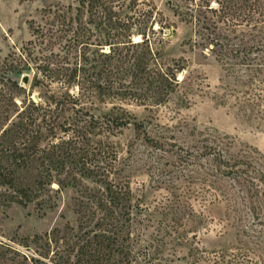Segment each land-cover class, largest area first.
I'll return each instance as SVG.
<instances>
[{
  "label": "rangeland",
  "instance_id": "1",
  "mask_svg": "<svg viewBox=\"0 0 264 264\" xmlns=\"http://www.w3.org/2000/svg\"><path fill=\"white\" fill-rule=\"evenodd\" d=\"M152 1L168 34L158 44L163 59L184 58L187 68L179 78L185 81L161 104L119 97L83 100L84 109L76 114L70 110L69 114L78 119L93 115L97 122L89 129L82 156L89 161L102 158L106 164L115 163L132 188L135 206L130 242L134 264H209L216 252L230 250L239 243L260 245L264 254V198L260 197L259 202L252 189L248 194L245 186L235 181L234 173L221 175L218 184L208 153H198L200 160L191 161L197 147H216L226 158L242 161V169L253 170V187H258L257 193L264 191V84L251 80L249 68L227 69L207 48L194 46V31L174 15L166 0ZM67 2L0 0V61L10 54L20 58L21 50L37 41L34 27L43 21L48 8ZM154 28H160L158 21ZM84 38L89 48H96L102 36L99 31H87ZM133 40L142 37L134 35ZM59 44L67 50V41ZM103 48L109 50L108 45ZM36 74L35 64L29 70L11 73L27 86L26 94L31 92L36 101H55L50 97L63 99L66 91L78 92L77 86H67L63 77H46L41 72L40 85L33 88ZM10 97V92H3L0 126L13 108ZM16 101L21 103L18 97ZM70 103L67 99L68 108L72 107ZM122 109L128 114L124 120L105 118L111 111L120 116ZM57 127L43 133V147L48 138L52 143L68 138ZM87 183L94 185L90 179ZM52 187V196L43 205L0 204V264H32L22 255L51 264L40 256L48 253L46 237L55 229L68 232L78 227V190L74 186L58 189L57 183ZM251 204L259 208L254 211ZM37 238L38 246L33 243ZM26 244L32 250H27ZM57 247V261L63 263L66 248L60 244ZM55 252L52 248L49 258Z\"/></svg>",
  "mask_w": 264,
  "mask_h": 264
},
{
  "label": "trees",
  "instance_id": "2",
  "mask_svg": "<svg viewBox=\"0 0 264 264\" xmlns=\"http://www.w3.org/2000/svg\"><path fill=\"white\" fill-rule=\"evenodd\" d=\"M166 3L194 31L195 37L191 38L194 46L207 48L227 69L249 68L251 80L264 84V0H166ZM157 13L152 0H68L48 8L43 21L34 27L38 31L37 41L29 42L21 50L20 58L10 54L0 61V102L3 92H10L13 107L0 126V204L43 205L52 196L53 183L59 185L58 189L74 186L78 190V227L69 228L68 232L55 229L46 237L48 253L40 256L51 264H134L130 242L135 206L132 188L115 163L106 164L102 158L89 161L82 156L89 141V129L97 117L78 119L69 111L81 112L83 100L107 97L161 104L184 83L185 78L180 80L179 73L187 68L185 59H163L158 44L168 34ZM156 21L159 29L154 28ZM87 31L100 32L98 47L87 46L84 38ZM134 35H140L142 40L134 41ZM65 41L66 51L59 44ZM104 45L109 46L108 51ZM32 64L38 73L33 88L40 85L41 72L46 77L51 74V78L63 77L64 83L77 86L78 92L66 91L63 99L50 97L55 101L34 100L31 92L26 94L27 86L11 75L31 69ZM67 99L71 100V108L66 106ZM127 116L122 109L120 116L111 111L105 118L117 122ZM55 125L68 138L62 137L57 143L48 138L43 147V133L52 132ZM203 152L212 157L210 166L217 172L213 175L218 184L221 175L234 173L235 181L245 186L248 194L250 189L254 190L261 202L264 191L257 193L258 187L256 190L253 187L256 180L253 170L242 169L239 166L242 161L226 158L216 147H197L191 161L200 160L198 153ZM88 179L94 185H89ZM253 204L251 208L255 211L259 206ZM33 243L38 246L39 238ZM59 244L67 252L63 263L56 258L59 247L55 246ZM253 246L239 243L230 250L216 252L209 264H262L263 249L260 245ZM25 247L32 250L27 244ZM52 248L56 252L49 258ZM22 256L26 262L45 264L40 259Z\"/></svg>",
  "mask_w": 264,
  "mask_h": 264
}]
</instances>
